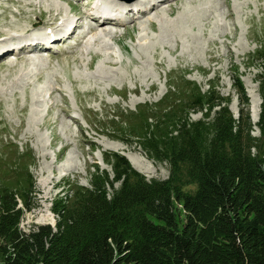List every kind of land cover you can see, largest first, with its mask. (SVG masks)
I'll list each match as a JSON object with an SVG mask.
<instances>
[{
    "label": "rangeland",
    "instance_id": "374dc122",
    "mask_svg": "<svg viewBox=\"0 0 264 264\" xmlns=\"http://www.w3.org/2000/svg\"><path fill=\"white\" fill-rule=\"evenodd\" d=\"M98 1L106 11L112 1L127 7L124 0ZM80 2L0 0V52L15 38L43 34L39 40L45 42L47 24L59 31L64 22L75 21L73 11L78 15L72 24L76 32L65 42L0 57V179L15 177L25 162L35 180V204L22 215L23 231L54 225L53 199L69 185L88 187L94 165L111 171L103 153L123 155L148 179L168 177V164L148 158L130 127L140 122L137 111L156 104L176 77L202 90L216 84L220 95L231 97L237 117L240 105L232 85L237 76L252 122L256 106L259 116L263 68L255 55L264 47V0H169L155 14L107 24L105 34L100 26L98 34L89 31L97 23L87 20L90 4ZM49 7L61 8L60 26L48 22L56 11L48 12ZM121 9L122 17L131 14ZM253 135L259 136L257 127Z\"/></svg>",
    "mask_w": 264,
    "mask_h": 264
},
{
    "label": "trees",
    "instance_id": "16d2710c",
    "mask_svg": "<svg viewBox=\"0 0 264 264\" xmlns=\"http://www.w3.org/2000/svg\"><path fill=\"white\" fill-rule=\"evenodd\" d=\"M255 58L263 68L255 124L237 76V117L216 84L202 90L183 76L137 111L130 129L148 158L168 164L165 179L103 153L111 171L94 165L88 187L69 185L53 199L54 225L28 231L20 221L35 204L31 163L0 179V263L264 264L263 46ZM195 111L202 117L192 120Z\"/></svg>",
    "mask_w": 264,
    "mask_h": 264
},
{
    "label": "bare ground",
    "instance_id": "6f19581e",
    "mask_svg": "<svg viewBox=\"0 0 264 264\" xmlns=\"http://www.w3.org/2000/svg\"><path fill=\"white\" fill-rule=\"evenodd\" d=\"M132 2V0H124V2L125 3H127V7L125 6L126 4H124L123 3V5L125 6V9L122 7V9H121V7H118V4H119V2L118 1H112V2H110L109 3V7H108V11H106V10H103L102 8H101V6H102V4H104L103 2H99L98 0L95 2V4L93 5H91L90 3H89V0H81V2L80 3H83V2H85L84 3V6L86 5V3H89L90 4V7H92V9L91 10H87L88 11V13H89V15L87 16V14H86V17L88 18L87 20H90L91 22H95L96 21V23H97V26H95V27H91L90 29H89V31L90 32H92V33H97L98 31H97V29H98V27L100 26V27H102V29L103 30H101V32L100 33H106V31L105 30H107L106 28H105V26L107 25V24H109V23H115V24H117V25H121L123 22H124V19H126V18H128V20H129V22H130V20L131 21H135V20H138V19H140L141 17H145L147 14L149 15L150 13H156L157 11L159 12L160 11V8L164 5V4H167L168 2H169V0H160V2H156L157 0H143L141 3L139 2L138 4L139 5H133V6H131V3H128V2ZM136 2H138V1H136ZM106 3V2H105ZM112 3H115V4H112ZM146 3H148V5L146 4ZM69 4V3H68ZM117 5V7L115 8V6ZM88 6V5H87ZM122 6V5H121ZM140 6H143V7H140ZM69 8H70V11L72 12L73 10H72V6H70V4H69ZM88 8V7H87ZM53 9H56V11H55V13L54 14H50V16H49V19L47 18V20H48V22L51 24V25H53L55 22L60 26V24L58 23V19H60V17H62V12H61V8H48V12L49 11H53ZM120 9H121V11L123 10H126V12H127V10H130V12H131V14L129 13V14H125L123 17L120 15ZM132 10V11H131ZM73 13H74V19H75V21L76 20H78L77 19V17H76V13H75V11H73ZM119 13V14H118ZM171 13V12H170ZM23 14V13H22ZM229 14H231V13H229ZM78 16V15H77ZM80 16V15H79ZM84 17V16H83ZM125 17V18H124ZM68 19V18H67ZM119 19H121V21H119ZM64 20H65V18H64ZM64 20H63V22H64ZM83 20V19H82ZM93 20H95V21H93ZM75 21H69L68 20V22H64V24H63V26H66V25H69L70 26V24H71V26H72V28H71V30H70V32L65 36V37H63V36H59V35H53L54 37H52V42H54L55 41V43H60V42H65L66 40V38L68 39L69 37H68V35L73 31H75L76 30V27H73V25L72 24H76V22ZM73 22H75V23H73ZM79 22V21H78ZM70 23V24H69ZM115 24H112V25H115ZM93 25H95V24H93ZM104 27V28H103ZM49 28H52L51 30L49 29ZM53 28H54V26H50V25H48L47 24V28H44V30L45 31H47V33H44V35H45V37L47 38V36L49 35V34H52V31H53V33H56V32H60V31H62L63 30V28H59V31H57L58 30V28H55L54 30H53ZM88 31V29L86 30V32ZM76 32V31H75ZM98 34V33H97ZM108 34V33H107ZM38 35H40V36H43V34H38ZM40 36H33V37H35L36 39H39V37ZM82 36H85V34L83 33L82 34ZM49 37H51V36H49ZM29 38H31V37H29ZM59 38V39H58ZM71 38V37H70ZM69 38V39H70ZM18 39H26V38H15L14 40H11V42L12 41H15V40H18ZM38 41V40H37ZM11 42H8V46L6 47V50L5 51H2V52H0V57L2 56L3 57V54H4V57H6V56H8V55H11L12 53H13V51H12V49H11V47L9 46V44L11 43ZM48 42V41H47ZM38 44L39 45H37V46H35V45H33V46H31V45H27V46H25V47H23V48H20V49H18V51L16 52V55L17 54H20L21 52H23V51H35V52H37V51H42L43 49H45L46 48V46L45 45H43V44H41V43H39L38 42ZM44 51H46V49L44 50ZM71 52V51H70ZM3 57V58H4ZM252 111L254 112L253 113V117H254V123H256V120H257V118H258V107L256 106V107H254V109H252ZM134 166L137 168V169H140V168H138V166L136 165V164H134ZM47 217H48V215H47ZM44 218V217H43Z\"/></svg>",
    "mask_w": 264,
    "mask_h": 264
}]
</instances>
